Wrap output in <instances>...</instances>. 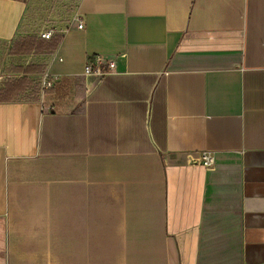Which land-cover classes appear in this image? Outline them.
<instances>
[{
  "label": "crops",
  "instance_id": "1",
  "mask_svg": "<svg viewBox=\"0 0 264 264\" xmlns=\"http://www.w3.org/2000/svg\"><path fill=\"white\" fill-rule=\"evenodd\" d=\"M46 1L0 0V80L37 58L17 37L63 34L30 75L52 88L0 102V264H264V0H75L37 29Z\"/></svg>",
  "mask_w": 264,
  "mask_h": 264
},
{
  "label": "trees",
  "instance_id": "2",
  "mask_svg": "<svg viewBox=\"0 0 264 264\" xmlns=\"http://www.w3.org/2000/svg\"><path fill=\"white\" fill-rule=\"evenodd\" d=\"M63 34L56 31L49 38H42L38 34H30L17 37L14 41L9 56L11 59H24L29 56L37 57L39 60L31 59L26 65L25 62L12 61L5 67L6 73H22L23 76L9 77L0 86V102L34 100L41 97V89L47 93L52 87L42 88L41 83L30 75L43 74L46 71V63L40 62V58L52 55L61 43ZM39 57V58H38ZM16 63V64H14Z\"/></svg>",
  "mask_w": 264,
  "mask_h": 264
},
{
  "label": "rangeland",
  "instance_id": "3",
  "mask_svg": "<svg viewBox=\"0 0 264 264\" xmlns=\"http://www.w3.org/2000/svg\"><path fill=\"white\" fill-rule=\"evenodd\" d=\"M54 0H47L46 4L44 3L43 6L41 4V7H37L38 12H35V23L37 26V29H40L42 26H48L52 25L53 22H59L61 19L64 21V25H66L67 22L70 21L72 12L76 8V1L75 0H70L66 3V0H55L54 4L51 2ZM61 6L64 7V10H61ZM56 17L59 18L56 20ZM6 59V56L4 52H0V75H4V72H1V67L2 64L4 63ZM6 77H2L0 80V86L4 82H6ZM65 161L67 160H61L58 159L55 161L54 165L56 167H61L63 164H66Z\"/></svg>",
  "mask_w": 264,
  "mask_h": 264
},
{
  "label": "built area",
  "instance_id": "4",
  "mask_svg": "<svg viewBox=\"0 0 264 264\" xmlns=\"http://www.w3.org/2000/svg\"><path fill=\"white\" fill-rule=\"evenodd\" d=\"M75 19L78 22V27H84V19L82 16L78 14L75 15ZM57 31V28L54 26L46 27L45 29L41 30L39 36L42 38L49 39L51 38L54 33ZM116 68V62L113 59L103 57V56H96L94 58L90 57L85 66V73L86 74H109L114 72ZM43 88H49L53 86L52 80L49 79L48 74L44 75V81L42 83ZM200 161L206 166L211 167L214 164V157L209 154L208 152H203L201 154Z\"/></svg>",
  "mask_w": 264,
  "mask_h": 264
}]
</instances>
